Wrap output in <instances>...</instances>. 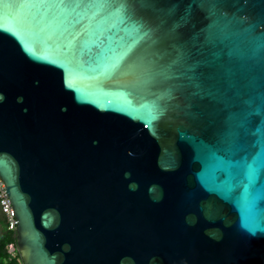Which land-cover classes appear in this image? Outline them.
I'll return each instance as SVG.
<instances>
[{
	"label": "water",
	"instance_id": "water-1",
	"mask_svg": "<svg viewBox=\"0 0 264 264\" xmlns=\"http://www.w3.org/2000/svg\"><path fill=\"white\" fill-rule=\"evenodd\" d=\"M0 181L24 264H264V0H0Z\"/></svg>",
	"mask_w": 264,
	"mask_h": 264
},
{
	"label": "trees",
	"instance_id": "trees-1",
	"mask_svg": "<svg viewBox=\"0 0 264 264\" xmlns=\"http://www.w3.org/2000/svg\"><path fill=\"white\" fill-rule=\"evenodd\" d=\"M15 246V252L9 246ZM0 264H24L17 247L16 232L9 229L5 215L0 208Z\"/></svg>",
	"mask_w": 264,
	"mask_h": 264
},
{
	"label": "built area",
	"instance_id": "built-area-1",
	"mask_svg": "<svg viewBox=\"0 0 264 264\" xmlns=\"http://www.w3.org/2000/svg\"><path fill=\"white\" fill-rule=\"evenodd\" d=\"M0 208L6 217L9 229L11 231H16V228H17L16 217H15L11 202L6 193L5 186L1 181H0ZM9 251L11 253L15 252V246L10 245Z\"/></svg>",
	"mask_w": 264,
	"mask_h": 264
},
{
	"label": "clouds",
	"instance_id": "clouds-1",
	"mask_svg": "<svg viewBox=\"0 0 264 264\" xmlns=\"http://www.w3.org/2000/svg\"><path fill=\"white\" fill-rule=\"evenodd\" d=\"M16 232V231H15Z\"/></svg>",
	"mask_w": 264,
	"mask_h": 264
}]
</instances>
